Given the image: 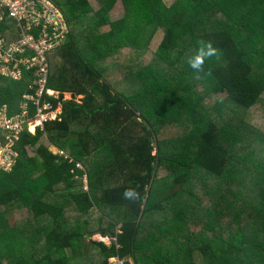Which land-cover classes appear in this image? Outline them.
<instances>
[{
	"label": "trees",
	"instance_id": "16d2710c",
	"mask_svg": "<svg viewBox=\"0 0 264 264\" xmlns=\"http://www.w3.org/2000/svg\"><path fill=\"white\" fill-rule=\"evenodd\" d=\"M51 1L68 26L46 55L47 88L58 92L48 98L60 113L42 129H24L11 146L16 156L10 169L0 168V264H110L113 256L124 264H139L138 258L150 264H264V131L247 123L254 109L264 110V0H175L169 6L120 0L126 12L116 22L108 20L116 0H97L95 10L90 0ZM0 36H18L11 19L0 20ZM121 48L149 54L165 67L184 64L180 76L190 81L174 86L144 66L126 77L136 90L132 98L131 86L111 84L99 66ZM31 75H0L7 116L19 114L26 101L34 117L24 97L33 95ZM197 79L208 85L206 97L193 90ZM65 92L70 99H63ZM159 94L166 95L155 115L145 102ZM182 115L189 119L184 137L191 149L179 159L162 157L160 124L177 125ZM220 118L224 125L216 123ZM5 134L0 130V144ZM162 165L168 167L159 177ZM196 171L223 181V191L207 193L211 207L198 208L199 197L195 205H180L184 196L197 198ZM19 207L28 217L9 224L7 215ZM160 215L150 231L147 219ZM93 234L115 238L119 247L111 240L89 243ZM156 246L165 263L147 255Z\"/></svg>",
	"mask_w": 264,
	"mask_h": 264
},
{
	"label": "built area",
	"instance_id": "2783aa9c",
	"mask_svg": "<svg viewBox=\"0 0 264 264\" xmlns=\"http://www.w3.org/2000/svg\"><path fill=\"white\" fill-rule=\"evenodd\" d=\"M5 17L14 22L18 36L9 41L0 36V75L19 80L24 72L32 71L30 87L33 95L24 97L35 107L32 119H29L27 114L26 101L22 103L21 112L14 116H7L5 107H0V130L6 133L0 150L6 147L12 151L11 146L24 129L30 133L36 128L42 129L46 121L55 119L60 113V106L52 108L48 98H57L58 93L47 88L49 66L46 55L61 43L68 32V26L61 11L51 0H0V20ZM53 154L63 157L68 162L73 161L58 148ZM15 156L12 158L13 162ZM1 159L0 168L9 170L13 162L10 163L9 169H5ZM75 167L83 168L78 162L75 163ZM81 180L86 191L85 174ZM109 240L115 243L116 248L119 247L115 238ZM125 260L117 256L108 258L110 264H124ZM128 262L131 264L130 260Z\"/></svg>",
	"mask_w": 264,
	"mask_h": 264
},
{
	"label": "rangeland",
	"instance_id": "374dc122",
	"mask_svg": "<svg viewBox=\"0 0 264 264\" xmlns=\"http://www.w3.org/2000/svg\"><path fill=\"white\" fill-rule=\"evenodd\" d=\"M175 0H161V2L169 6L171 5ZM98 1L97 0H90V4L92 8L95 10L98 8ZM125 8L120 0H116V3L114 4L113 8L109 11L108 15L109 18L108 20L110 22H116L118 19L122 18V16L125 14ZM220 15V14H219ZM218 16V15H216ZM211 17V16H209ZM221 21H224L222 16ZM110 25L107 24L105 27L101 28V31H107L110 27ZM207 27L203 26L202 30H206ZM122 50L117 53V51L112 52L111 55H108L109 57L105 60V62H102L99 66L103 67L106 70V74H108V81H110L111 84L114 83L116 86L120 89L127 88L131 86V89H127V93L129 96H134L136 95V90L133 89V86L131 83H129L128 80H126V77L130 74V72H133L137 70L138 68H142L144 66L151 65L153 66L158 73L160 72L161 75L168 77L169 80L174 84V86H182L184 84H188L189 82L184 76H180V73H182V68L184 64L181 66L177 65L175 67H165L163 63L159 62L156 59H153L151 55L149 54H144V55H134L131 53L130 50H126V48H121ZM194 84L192 85L193 90L197 92L199 95L202 97H206L208 95V85L203 82L202 80L197 79L196 81L193 82ZM188 87L191 88V85H188ZM183 94V93H182ZM166 95V94H165ZM165 95H152L149 96V100L145 102V109L151 111L156 115L160 114L161 109H162V104L163 101L165 100L164 96ZM259 111V112H258ZM252 111L254 113V116L250 119L247 120V123H250L252 127L258 130L264 131V110L260 107L259 110ZM221 119V118H220ZM168 123V124H167ZM170 123V124H169ZM216 123L218 125H221L225 123L223 119L216 120ZM164 124V125H163ZM177 125H173L172 122H162L160 124V130H162L160 139L163 141L164 147L160 148V155L162 157H166L167 159L175 160L179 159L180 157V152L184 151H189L191 149V146L186 148V137L185 135L189 134V119L186 115H182L179 120L175 122ZM31 130V129H30ZM169 132L174 136V139L170 140L169 137ZM177 136V137H176ZM183 137V138H182ZM176 142V143H175ZM171 143H175L174 145H170ZM234 143V142H233ZM232 143V144H233ZM246 146V144H245ZM245 146H242L243 148L246 149ZM234 145H232V148ZM50 150L56 153L57 149H54V147L50 146ZM29 155H33V150H28ZM153 154H156V149L153 150ZM15 156V153L13 151H10L8 148L4 147L0 150V158L1 162L3 163V167L5 169H9L10 163H12V158ZM168 166L162 165V168H160L161 171H159L158 176L162 177L166 173V168ZM176 166L174 167V169ZM194 194L197 196V198L190 199L191 197L184 196L180 200V205H184L185 203H190L191 205H195L198 202V199L200 198V202L198 203V208L200 207H205L208 204L207 201V193H218L220 191H223L222 183L223 181L220 179H212L210 178L207 174L204 172H195L194 174ZM219 180V181H216ZM213 181V182H212ZM212 188V189H210ZM199 197V198H198ZM209 207H211V204H208ZM169 206H166L165 208V213L167 211L169 212ZM201 214L200 211H198L197 215ZM165 215H160L159 217L152 219V216L150 217L151 219H147L146 226L147 228L150 229V231H153L151 227H156L158 224V221H161V218L164 217ZM28 217V212L25 207H19L17 210H14L11 212V214L7 215V220L10 223L16 222L19 223L21 219H25ZM154 217V216H153ZM174 230V229H173ZM170 233V232H169ZM198 236V233H195V237ZM89 240V243L91 242H102L105 245L110 244V240L108 237H101L99 234H93L87 238V241ZM86 241V240H85ZM87 243V250L82 251V253L86 256L88 253L91 251V246ZM150 257L160 260L161 262L165 263L167 260L165 259V253L162 252L160 246H156L153 248L148 254ZM90 258L96 257V253L92 254L89 256ZM148 257V256H147ZM139 264H150L148 261V258H138ZM173 263V261L171 260ZM131 264H134V262L131 261Z\"/></svg>",
	"mask_w": 264,
	"mask_h": 264
},
{
	"label": "crops",
	"instance_id": "0c3cea01",
	"mask_svg": "<svg viewBox=\"0 0 264 264\" xmlns=\"http://www.w3.org/2000/svg\"><path fill=\"white\" fill-rule=\"evenodd\" d=\"M55 92H57V91H55ZM58 93V92H57ZM71 98V94L70 93H63V99H70ZM82 98V96H75V100L77 101V102H79V99H81ZM23 103V102H22ZM22 103L20 104V108L22 107ZM60 111V110H59ZM51 147H53V146H51ZM54 149H57L56 147H54ZM49 150H50V147H49ZM51 151V150H50ZM52 153H53V151H51Z\"/></svg>",
	"mask_w": 264,
	"mask_h": 264
},
{
	"label": "clouds",
	"instance_id": "9594fccd",
	"mask_svg": "<svg viewBox=\"0 0 264 264\" xmlns=\"http://www.w3.org/2000/svg\"><path fill=\"white\" fill-rule=\"evenodd\" d=\"M110 239V238H109Z\"/></svg>",
	"mask_w": 264,
	"mask_h": 264
}]
</instances>
